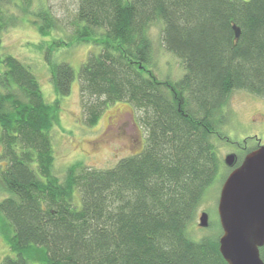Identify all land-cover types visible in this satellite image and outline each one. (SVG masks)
Instances as JSON below:
<instances>
[{"label": "trees", "instance_id": "trees-1", "mask_svg": "<svg viewBox=\"0 0 264 264\" xmlns=\"http://www.w3.org/2000/svg\"><path fill=\"white\" fill-rule=\"evenodd\" d=\"M23 19L42 37L60 21L43 0H0V236L10 251L1 264H226L219 224L200 238L192 227L216 177L230 172L219 144L231 142V94L264 99V0H76L66 45L99 47L78 73L88 125L127 101L146 136L138 154L103 169L70 164L61 179L55 106L29 66L3 50L4 32ZM154 24L184 70L175 81L152 71ZM49 76L58 102L74 71L54 63ZM259 253L264 262V245Z\"/></svg>", "mask_w": 264, "mask_h": 264}, {"label": "rangeland", "instance_id": "rangeland-1", "mask_svg": "<svg viewBox=\"0 0 264 264\" xmlns=\"http://www.w3.org/2000/svg\"><path fill=\"white\" fill-rule=\"evenodd\" d=\"M43 1L60 18L57 30L48 37H42L26 19H23L4 32L2 45L5 53L29 66L37 78L44 99L55 106L56 118L50 132L55 174L61 179L65 168L74 163L92 168H109L124 157L138 154L142 150L146 134L139 121L141 113L129 102L109 104L102 110L95 125L90 126L87 123L80 105L78 73L90 52L97 53L99 47L92 43L74 41L71 46L66 45L73 37L72 20L76 0ZM16 15L22 17L17 11ZM160 28V24H154L148 31L153 46L152 71L157 79L175 81L182 76L184 70L179 59L164 50L160 40ZM60 62L72 67L74 79L70 93L56 102L50 82L49 66ZM224 111L229 119L223 132L231 142L219 144L222 159L229 153L243 157L246 151L253 150L257 145L264 146V122H261L264 116V99L243 91H235ZM221 185L222 176H217L203 198L192 227L195 238L209 235L217 229L216 224L219 223L216 208ZM3 196L5 192L0 185V198ZM74 198V205L79 208L80 198L77 192ZM202 211L209 215L207 228L198 226V216ZM4 222L5 219L0 214V224ZM9 254L8 246L0 236V264L3 257Z\"/></svg>", "mask_w": 264, "mask_h": 264}, {"label": "water", "instance_id": "water-1", "mask_svg": "<svg viewBox=\"0 0 264 264\" xmlns=\"http://www.w3.org/2000/svg\"><path fill=\"white\" fill-rule=\"evenodd\" d=\"M233 30L238 39L239 28ZM223 163L231 171L217 201L219 252L226 264H264L259 253L264 245V146L248 152L237 166L234 153L225 155ZM208 225L209 215L202 211L198 226Z\"/></svg>", "mask_w": 264, "mask_h": 264}, {"label": "flooded vegetation", "instance_id": "flooded-vegetation-1", "mask_svg": "<svg viewBox=\"0 0 264 264\" xmlns=\"http://www.w3.org/2000/svg\"><path fill=\"white\" fill-rule=\"evenodd\" d=\"M261 122H264V116H262V118H261ZM258 146H259V145H257L256 148H257ZM238 147L241 148V145L238 144ZM256 148H255V149H256ZM242 149L244 150V147H243ZM253 150H254V149H253ZM251 151H252V150H251ZM249 152H250V151H249ZM247 153H248V152H246V153L243 155V157H244ZM235 155H236V157H237V163H236V166H237V165H239V164L241 163L243 157H242V159L239 160L238 155H237V154H235Z\"/></svg>", "mask_w": 264, "mask_h": 264}]
</instances>
